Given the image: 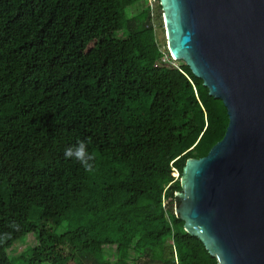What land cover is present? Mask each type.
<instances>
[{"label": "trees", "instance_id": "1", "mask_svg": "<svg viewBox=\"0 0 264 264\" xmlns=\"http://www.w3.org/2000/svg\"><path fill=\"white\" fill-rule=\"evenodd\" d=\"M143 1L0 0V264H218L175 190L227 108ZM80 140L92 172L65 158Z\"/></svg>", "mask_w": 264, "mask_h": 264}, {"label": "water", "instance_id": "2", "mask_svg": "<svg viewBox=\"0 0 264 264\" xmlns=\"http://www.w3.org/2000/svg\"><path fill=\"white\" fill-rule=\"evenodd\" d=\"M167 47L222 99L223 136L188 157L175 213L218 264H264V0H159Z\"/></svg>", "mask_w": 264, "mask_h": 264}, {"label": "rangeland", "instance_id": "3", "mask_svg": "<svg viewBox=\"0 0 264 264\" xmlns=\"http://www.w3.org/2000/svg\"><path fill=\"white\" fill-rule=\"evenodd\" d=\"M158 1L159 0H147V1H143L136 4L135 6H133L131 9H130V14H132L133 12H136L138 10H140L147 2H149L152 6H153V13L155 14L154 15V22L157 27V38L159 39L160 43L162 44L163 48L167 50V40L165 39L166 37V32H165V25H164V20H163V11L160 10V6H158ZM159 14V15H158ZM108 41H112L114 39H112L110 36L107 38ZM170 53V52H169ZM168 53V54H169ZM169 57V56H168ZM170 62L174 63V64H179L181 62H183L182 59H177V58H174L172 55L170 56ZM168 61V60H167ZM177 168H179L177 166ZM25 241L24 242H21L17 249L18 250H21V249H24L28 243H32V236H30L29 234L26 236V238H24Z\"/></svg>", "mask_w": 264, "mask_h": 264}, {"label": "clouds", "instance_id": "4", "mask_svg": "<svg viewBox=\"0 0 264 264\" xmlns=\"http://www.w3.org/2000/svg\"><path fill=\"white\" fill-rule=\"evenodd\" d=\"M66 159L74 158L78 161L85 171L92 172L94 170V160L95 157L88 151V142L80 140L76 145L66 148L64 152ZM13 228H16L17 225L15 222L11 225ZM9 234H5L7 236Z\"/></svg>", "mask_w": 264, "mask_h": 264}, {"label": "built area", "instance_id": "5", "mask_svg": "<svg viewBox=\"0 0 264 264\" xmlns=\"http://www.w3.org/2000/svg\"><path fill=\"white\" fill-rule=\"evenodd\" d=\"M152 15H153V13H152ZM152 24L156 27L157 25L155 24V22H154V17H152ZM165 39H166V37H165ZM171 164H172V168H173V174H174V176H177L178 175V173H179V168H177V165L175 164V163H173V161L171 162ZM176 264H177V262H176Z\"/></svg>", "mask_w": 264, "mask_h": 264}]
</instances>
